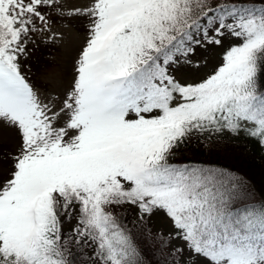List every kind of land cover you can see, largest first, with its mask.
I'll return each mask as SVG.
<instances>
[{
  "label": "snow or ice",
  "instance_id": "1",
  "mask_svg": "<svg viewBox=\"0 0 264 264\" xmlns=\"http://www.w3.org/2000/svg\"><path fill=\"white\" fill-rule=\"evenodd\" d=\"M241 139L264 151V0H0V264H264V188L183 155Z\"/></svg>",
  "mask_w": 264,
  "mask_h": 264
},
{
  "label": "rangeland",
  "instance_id": "2",
  "mask_svg": "<svg viewBox=\"0 0 264 264\" xmlns=\"http://www.w3.org/2000/svg\"><path fill=\"white\" fill-rule=\"evenodd\" d=\"M83 41L81 32H73L63 44L40 45L33 57L25 65L26 75L36 90L41 94L62 92L70 83L72 64L76 52ZM216 49L207 54L205 72L220 63V53ZM156 229L168 230L166 221L161 217L153 218Z\"/></svg>",
  "mask_w": 264,
  "mask_h": 264
},
{
  "label": "trees",
  "instance_id": "3",
  "mask_svg": "<svg viewBox=\"0 0 264 264\" xmlns=\"http://www.w3.org/2000/svg\"><path fill=\"white\" fill-rule=\"evenodd\" d=\"M236 143L239 146L230 150L226 155L213 153L209 156L204 147L193 141L188 149L183 151V155L186 159L212 160L215 163L231 167L237 170L240 175L251 180L258 190L264 188V151L255 142L241 139ZM128 219L130 220L131 217ZM149 226L153 232L156 230L153 219Z\"/></svg>",
  "mask_w": 264,
  "mask_h": 264
}]
</instances>
